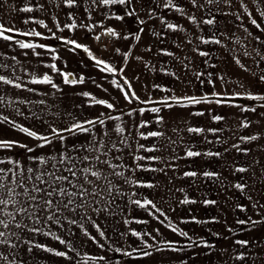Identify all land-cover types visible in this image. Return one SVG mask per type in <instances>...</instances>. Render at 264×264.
<instances>
[{
  "label": "snow or ice",
  "instance_id": "6c2138e0",
  "mask_svg": "<svg viewBox=\"0 0 264 264\" xmlns=\"http://www.w3.org/2000/svg\"><path fill=\"white\" fill-rule=\"evenodd\" d=\"M260 2L264 5V0H260ZM48 3L51 5L54 3V0H48ZM79 3L80 0H55L54 6L60 7L63 5L72 9ZM251 3L254 11H259V19L255 18L253 13L249 12L248 0H238L239 8L248 14L247 18L251 21V24L264 32V8L256 9L257 0H251ZM83 4V10L87 14L89 21L92 18L93 8H107L108 10L104 12L105 19L114 18L116 21H123L125 17L133 18L138 26V31L133 33L127 28L118 30L114 26L105 25L103 20L95 21V24L102 25L99 31L95 30V24L91 22L81 24L80 27L91 31L95 39H100L102 34H106L110 37H120L123 35L124 39L132 36L134 40L139 41L141 39V33L144 32L143 25L146 20L153 18L159 20L162 29L180 32L186 31L183 23L173 22L166 18L165 15L159 14L156 8L150 4H145V0H83ZM232 4L233 0H186V3H180L177 0H166V2L157 0L158 7H163L185 17L187 21L200 29L201 34L196 39L201 44L220 45L225 50L229 48L227 41L240 42V37L235 36V34L229 35L226 31L218 35L213 28L209 29L211 34H204L200 26L202 24L208 26L215 25L216 17L210 14H201L198 18L194 13L201 10L210 13V10L214 8L216 12L228 15L232 12ZM220 5H224L225 7L222 8ZM10 7L12 11H22L25 13H32L34 10H46L43 3L27 2V0H25L19 9L15 5H10ZM145 8L146 16L141 17L140 12ZM189 9H191V12ZM66 15L70 22L61 24L57 15L55 13L52 14L55 28L60 33L64 29L74 30L77 27L75 12L68 10ZM236 18L241 19L239 15ZM23 23L24 25L38 24L40 27L47 29L48 35L46 36L45 32L37 30L34 26L25 28L16 26L15 21L11 24L0 22V41L4 43V47L7 49H12L13 51L19 49L20 52L18 54H22L25 57L31 56L37 58L36 62L48 70L37 69L31 65L26 67L17 60V55H10L8 51H2L0 52V56H4L9 62L0 63V85L23 89L41 96H56L57 93H62V85L54 81L51 73H55L57 77H62V83L65 85L84 83V73L81 72L77 76L58 66V52L50 43L46 42L49 38H56L60 41H65L68 45H72L73 47L69 49L72 52H75L77 49H83L87 56L92 61H95L97 68L102 69L103 72L113 74L111 84L119 91L120 97L98 98L91 91H80L76 95L89 98L84 100L83 104H87L89 107L99 105L103 106V108L97 109L98 114H89L80 117L70 111L63 113L52 112L51 115L53 117L59 118L63 116L67 120L66 123H57L55 120L44 118V116L49 115V112L44 108L39 110L44 113V116L37 115L36 112L32 111L33 105H46L47 100H28L19 94L15 95V100H13L12 96H6L3 91H0V107L5 106L6 102L8 106L15 109L18 116L25 117V120L29 118L36 120L42 126L36 128L0 112V124L9 125L11 129L28 138L0 137V149L4 150L0 152V264H30L36 250L52 254L56 257H62L68 261V264H71L68 250L76 252L77 255H79V252L75 248L73 240L65 238L64 234L59 231L62 228H67L70 233L77 230L75 228H69V225H78V231L86 237L82 243L86 244L88 240H91L98 247L104 248V243H101L97 236L81 220L87 217L91 226L99 233V237L106 236V233L100 230V226L96 220L92 219L89 212L100 214L105 211H110L108 205L115 203L113 193L115 192L118 195L123 194L120 184L113 183V181L118 178H124V183L129 185L155 186V181L142 180L131 175L126 177L124 170L128 169L129 165L124 162L123 157L126 154L129 155L130 159L134 162L133 167L135 169L161 172L164 171V168H158L155 164H145L140 161H162L165 157L153 154L142 155L140 152L126 153L125 148L131 147L129 137L132 136V133L128 132L123 122H120V116L125 115V113L121 112L116 116H112L109 115L107 110H115L118 104L122 103V106L127 109L126 114L128 116H136L139 113V123L133 124L136 135L139 137L160 138L165 136V132L163 131V126L166 123L165 109L169 111L177 108L187 109L189 116H204L207 113L211 121L221 122L226 121L228 118L214 107H199V105L227 106L236 109L240 113H244L246 111L255 112L256 105L242 103L236 98L264 102V90H255L251 85L245 87L244 82L240 79H234L232 76L226 75L223 71L217 73L211 71L202 72L192 68L188 57L181 59L180 56L167 47L158 48L157 51L166 56L174 57L185 69H191L195 82L201 87V91L198 94H181L177 93L175 88H171L164 83L153 82L151 88L158 90L161 94L154 96L152 92H148L147 99H143L135 90L134 85L125 72V68L128 66V61L132 54L131 46L126 51H122L120 47L114 49V52L120 54L122 57L124 67H121L118 64L114 65L110 63L109 59L95 55L88 44L80 42L75 38L58 34L57 31L48 28L45 19L29 14L24 17ZM240 28L248 32L244 24H240ZM13 33L18 35H13ZM248 34L251 35V32ZM152 35L165 36L167 33L165 31L153 30ZM20 37L25 38L22 39ZM185 39L187 43H192L191 37L186 36ZM255 40L260 41L261 37L257 35L255 36ZM173 43L177 44V47L183 46L178 41H173ZM101 47L107 48L108 46L101 44ZM40 49L44 50V52L39 51ZM150 49L151 45H148L147 50ZM192 50L200 56H210L208 51H205L199 46L193 45ZM237 52H239V49H237ZM253 52L255 56L259 57V59L253 57V63L259 68L258 72L251 71L239 55H232V60L239 69L245 72H251V75L257 77L259 83L264 85V68L259 67L264 63V52L256 48H253ZM45 53L52 57L51 61L41 59ZM250 55L247 50L243 51L244 57H249ZM135 59L143 61L142 56H136ZM143 63L144 67L148 68V62L143 61ZM203 63L208 65L209 60L205 59ZM17 66H19V70L22 73L26 74L25 76L17 75ZM211 66L215 67V64ZM159 71L175 77L177 80L181 79L178 73L170 67L162 66ZM117 73L121 76L122 82L117 81L115 75ZM133 78L139 79L138 76ZM25 79L30 81L32 85L49 86L51 92L42 91L37 87H29L28 84L23 82ZM93 83L95 84L96 82L93 81ZM184 83H191V81L185 80ZM218 84L219 88L217 87ZM229 85H233L231 90H229ZM205 86H208L206 90H204ZM98 87H102V85H98ZM104 91L107 92L108 89H104ZM222 97H227V99H222ZM157 100L160 101L159 104L155 103ZM133 101L140 102L148 107L133 108L131 107ZM19 104L27 105V111H22L18 106ZM83 104H76L74 107L84 111ZM260 106L264 107V103H261ZM48 107L51 108L52 106L49 105ZM147 112H151L152 116L148 117L146 115ZM261 115H264V113H261ZM153 123H155L158 130H140V126ZM185 123L187 122L185 121ZM251 123L253 121L244 117L236 126L238 128H246ZM110 125L112 126L110 127ZM172 130L174 132L177 131L176 128ZM186 130L188 133L195 134L205 132L215 134L223 132L225 129L220 127L205 128L203 125L197 126L189 123ZM262 135L264 133L261 132H254L252 135H242L236 143L231 144L229 147L238 153L248 154L251 149L249 147H240L241 142L255 141ZM203 140L208 143L212 142V138L207 135L203 137ZM214 140L217 144L226 142L222 140L220 135H215ZM168 143L175 144V141L169 139ZM136 148L148 152L166 150L164 145L155 141L147 146L137 142ZM260 148L264 150V145H261ZM18 149L22 151H17ZM228 151L229 148L223 149V153ZM202 155L221 157L222 151L186 146L183 152V156L188 158L200 157ZM167 158L169 160L178 159L174 155ZM253 163L258 164L260 161L253 160ZM165 167L175 168L177 166L167 164ZM261 167L264 170V165ZM232 169L234 173H246L248 166L234 163ZM180 175L192 178L198 176L204 178H219L220 173L208 169L202 171L199 169H189L180 173ZM232 186L242 193L247 190V185L243 182V177L236 180ZM179 191L184 193L180 200L181 204H194L198 202L195 197L187 194L184 188H180ZM105 197L108 198L107 202L104 200ZM248 199L251 200L252 198L249 196ZM200 202L204 205H214L217 203L214 199H203ZM133 203L140 208L150 205L151 207L148 209L149 215L161 224H165V221L168 219L163 209L148 197L137 199ZM252 207L256 210L258 218L253 219L251 216L247 219L238 218L236 220L237 225L247 224L249 227H255L258 224H264V214L260 213V209L264 208V204L258 205L254 202ZM235 208L245 211V205L243 203H236ZM191 211L189 209V212ZM161 216L164 217L163 220H161ZM131 219H136L138 223H148L147 220H139L137 217H131ZM180 219L184 223L191 221L196 224H203L208 221H219L220 218L218 216H210L201 219L197 215L191 214L182 216ZM123 222L127 225L129 224V219H125ZM165 226L186 238L184 240L186 248L191 249L202 245L208 251H211L215 246V241L210 242L202 236L190 235L189 231L176 227L171 221H168ZM227 230L229 233H233L234 231L242 229H233L231 226H227ZM153 232L159 234L160 228L156 227L152 231L141 232L134 227H129L125 233H121L124 236L131 233L134 237L140 239L146 249H151V251L141 250L131 245L127 248L114 246L111 250L122 253L124 256H132L135 254L138 257H149L154 252H162L165 250H180L176 246V241L161 239L158 243L163 247H157L156 244L150 243L144 237L149 236L155 241L156 236L152 234ZM213 235L220 236L221 233L215 232ZM39 237L51 238L64 247L58 248L47 242H42L38 239ZM234 243L241 246L242 249L235 252V260L239 261L240 264H244L246 257L255 258L258 255L256 252L251 251L256 241L240 238L236 239ZM260 244L264 247V241H261ZM244 246H247L248 250H243ZM195 254L193 253V255ZM25 255L29 258L28 261L23 258ZM259 255L264 256V253H260ZM83 258L86 260H96L98 257L90 256L88 252H84ZM99 259L103 260L104 257L100 256ZM36 264H47V260H37ZM159 264H165L163 258Z\"/></svg>",
  "mask_w": 264,
  "mask_h": 264
},
{
  "label": "rangeland",
  "instance_id": "374dc122",
  "mask_svg": "<svg viewBox=\"0 0 264 264\" xmlns=\"http://www.w3.org/2000/svg\"><path fill=\"white\" fill-rule=\"evenodd\" d=\"M25 0H0V22L5 24H11L15 21L16 26L18 27H29L34 26L39 31L45 32L46 36L48 35V31L46 28L40 27L38 24L34 25H24L23 20L26 15H35L41 19H45L48 28L53 31H57L58 34L63 35H77L82 38H92L89 35L83 36L84 32L90 33L91 31L85 30L80 27L83 23H93L95 21L91 18V21L88 20L87 14L84 12V4L83 0H80V3L77 6H74L72 9H69L67 6L61 5L60 7H55L54 3L49 4L48 0H27V2H39L45 5L44 11L34 10L32 13H25L22 11H12L10 5H15L17 9L21 8ZM111 7V6H110ZM264 8V5H262ZM68 10H72L75 12L77 19V27L74 30L64 29L62 33L59 32L55 28V22L52 20V14L55 13L57 18L61 24L69 23L70 20L66 15ZM108 9H103L105 12ZM92 11H96L93 10ZM81 17V18H80ZM105 25H111L116 28L120 26H125V21H116L114 18L105 19V16H102ZM259 16L257 15L256 18ZM94 18V17H93ZM95 19V18H94ZM245 19V18H244ZM248 20L245 19L243 23H246L248 26ZM136 23V22H135ZM137 25V24H136ZM246 26V27H247ZM98 27H102V25L95 24V30L98 31ZM138 27V26H137ZM248 30L251 28H247ZM217 34L219 35L223 31H228L229 29L223 28H215ZM237 28H232L230 31H237ZM259 31V30H258ZM261 31V30H260ZM262 32V31H261ZM13 35H18L13 33ZM263 38V46H264V32H262ZM149 36H146L148 38ZM25 38V37H20ZM94 38V37H93ZM119 40L121 38L118 37ZM159 37H157L158 39ZM255 39V37H250ZM41 39V38H36ZM54 40L56 38H49L48 40ZM154 36H151V41L153 42ZM48 40L46 42H48ZM58 43H60V49H68L73 47L72 45H68L65 41H60L56 39ZM95 40V38H94ZM101 42L100 44H109V39L107 36L102 35L100 39H96ZM257 42V40H256ZM248 48L252 47L250 44V40L247 42L242 40V44H232L231 46L235 49L241 48L243 46ZM66 46V48H65ZM70 46V47H68ZM0 48L8 51L10 55H17V60L21 62L25 61L23 59L22 54H18L20 52L19 49L13 51L12 49H7L4 47V43L0 41ZM80 50V49H77ZM236 53H228V58L224 60V58L217 59L216 57H223L222 51L219 54H214V63L215 67L213 68V72H225L226 75L232 76L234 79H240L244 82L245 87L251 85L255 90H264V85L260 84L257 77L251 75V72H245L239 69L234 61L232 60V55H239L241 59L248 65L251 71H259V68L253 63L252 58L254 57L253 52H249L251 55L249 57L243 56V51H235ZM264 52V50H263ZM185 54V52H183ZM219 55V56H218ZM221 55V56H220ZM203 56H200L202 58ZM29 59L35 60V57L28 56ZM23 59V60H21ZM256 59H259L256 58ZM2 63L9 62L7 58H3ZM30 61L28 62V66H30ZM199 65L201 64V60L199 61ZM34 68L41 69L40 67L33 66ZM260 68H264V63H262ZM43 70H46L43 68ZM17 75H24L20 70L19 66H17ZM10 74V72H9ZM141 86V84H140ZM208 86H205L204 90L207 89ZM219 88V84L217 85ZM229 90L233 88V85H229ZM239 90V89H237ZM0 91H3L6 96H12L13 100H15V92L16 89L11 86L0 85ZM25 98V97H23ZM222 99H227V97H222ZM239 99L242 103H250L256 105V111H246L244 113H240L234 108L226 107L227 110L222 109L221 106L218 105H210L214 107L217 111H219L222 115H225L231 121V123L240 121L247 117L249 120L253 121L246 128H238L235 125L231 127H226L228 124H224L226 121L221 122H213L210 120L208 114L206 113L204 116H199V124L203 125L205 128L207 127H220L224 128L223 132L218 133H200L199 140L197 143L193 142V147L198 149L209 148L212 151H222L221 157H209V156H200L188 158L183 156V152L185 148H178L179 154L182 151L181 159H178V163H166L159 161L158 164L156 161H147L142 160L141 163L146 161L145 164H155L158 168H164V171H153V170H142L138 172V169L135 170L133 167V163L127 161L126 156L123 157L124 162L129 165L128 169H125V176H135L142 180L155 181L154 187L148 186H136L129 185L124 183V178H118L113 181V183H119L123 194L113 193V198L115 200L114 204H109L108 207L110 211H105L103 213L97 214L95 212H89V215L92 219L96 220L97 224L100 226V230L106 233L105 237H99V233L95 228H93L87 219L84 217L81 222L84 223L87 227H89L90 231L97 236L101 243H104L105 247L100 248L97 244L93 243L91 240L88 242L82 243L86 239L81 232L78 231L77 226L69 225V228L77 229L75 232L70 233L67 228H62L59 231L64 234L65 238L73 240L74 246L79 252L77 255L76 252L69 251V259L71 264H159L160 260L163 258L165 264H240L239 261L235 260V252L240 251L241 246L236 245L234 241L236 239H249L250 241H256L253 244L251 251L256 252L258 255L255 258L246 257L244 260V264H264V256L259 255L260 253H264V247L261 246L260 242L264 241V224H258L255 227H249L247 224L245 225H237L236 220L238 218L247 219L251 216L253 219L258 218V214L256 210L252 207V204L255 202L258 205L264 204V170H262V165H264V150H261L260 146L264 145V135L258 137L255 141H242L240 147H249L251 151L248 154L238 153L234 149H231L229 146L237 142L240 136L242 135H252L254 132L264 133V107H261L260 104L264 102L257 101H247L244 98H236ZM137 102V101H133ZM132 103V104H133ZM22 111H27V109L23 106V104L18 105ZM199 107H204L200 105ZM0 112L5 115H9L11 118L16 119L18 121L25 122L26 124L32 125L36 128L42 127L36 120L31 118L25 120V117L18 116L15 109L11 106H8L5 102V106L0 107ZM44 116V115H42ZM45 119H50V116H44ZM207 122V123H206ZM140 129L143 130L142 127ZM228 129L233 133L230 137H226L224 132H227ZM126 134V133H125ZM207 135L212 138V142L208 143L203 140V137ZM215 135H220L222 140L226 141L223 144H217L214 140ZM0 137H16L21 139H28L23 134L13 130L9 125L0 124ZM141 141V140H140ZM143 143V142H141ZM224 148H229V151L223 153ZM3 149H0V152H3ZM22 151V150H17ZM146 151V150H145ZM136 152H139V149H136ZM148 154L153 155H162L163 151H153L148 152ZM115 155V153H113ZM164 157V156H163ZM168 159V158H167ZM169 160V159H168ZM177 160V159H176ZM175 160V161H176ZM253 160H259L260 163L254 164ZM118 163V161H117ZM130 163V164H129ZM213 163V164H212ZM234 163L245 164L248 166V171L246 173H234L232 169V165ZM173 164L177 167L175 168H166L165 165ZM189 169H199V170H214L220 173L219 178H204L198 176L196 178L192 177H184L180 175V173L187 171ZM135 170V171H134ZM255 173V175H253ZM243 177V182L247 185L246 192H241L240 190L235 189L232 185L236 180H239ZM180 188H184L185 192L190 196H193L198 201L197 203H189V204H181L180 200L182 199L184 193L179 191ZM252 199L249 200L248 197ZM143 197H148L153 200L163 211L167 214V220L171 221L176 227L183 228L186 231H189L190 235H199L208 241H215V246L211 251H208L204 246L199 245L196 248H186L184 245L185 237L179 235L178 232H173L171 229L167 228L165 224H161L154 217L150 216L148 213V209L151 207L150 205H146L144 208H140L136 206L133 201L137 199H142ZM107 197L104 198L105 202H107ZM203 199H214L217 201L214 205H204L202 202ZM236 203H243L245 205V211H241L235 208ZM189 209L192 211L189 212ZM154 211V210H153ZM260 213L264 214V208L260 209ZM191 214H195L201 219H205L210 216H218L219 221H208L203 224H196L195 222L189 221L188 223H184L180 218L182 216H188ZM157 215H159L157 213ZM131 217H137L139 220H147V224L138 223L136 219H131ZM129 219V224H124V220ZM164 217L161 216V220ZM227 226H231L233 229H242L234 231L233 233H229L227 230ZM129 227H134L137 230L144 231H152L153 228L159 227L160 233L157 234L153 232L152 234L156 236V240L153 241L151 237L145 236V239H148L150 243H154L157 247H163L158 242L161 239H167L169 241H176L177 248L179 251H170L165 250L162 252H154L149 257H138L135 254L132 256H124L122 253L115 252L111 250L114 246L127 248L129 245L135 248H139L141 250L151 251V249H146L141 243L140 239L134 237L131 233H128L126 236L121 235V233H125ZM220 232V236H215L213 233ZM74 238V239H73ZM42 242H47L53 246L58 248H63L64 246L59 245V242L52 240L51 238L39 237ZM243 250H248L247 246H244ZM88 252L90 256L98 257L96 260L84 259L83 253ZM193 253H196L193 255ZM103 256L104 259L100 260L99 257ZM26 261H28V257L25 255L23 257ZM37 260H47V264H68L62 257H56L52 254L42 252L40 250H36L34 256L30 262V264H36Z\"/></svg>",
  "mask_w": 264,
  "mask_h": 264
},
{
  "label": "crops",
  "instance_id": "0c3cea01",
  "mask_svg": "<svg viewBox=\"0 0 264 264\" xmlns=\"http://www.w3.org/2000/svg\"><path fill=\"white\" fill-rule=\"evenodd\" d=\"M161 2H166V0H161ZM177 2L186 3V0H177ZM145 4H150L151 6L156 8L159 14L165 15L166 18L172 20L173 22L183 23L185 25L186 31L180 32V31H171V30L162 29L160 27L159 20L157 18H153L151 20H146L145 24L143 25L144 32L141 33V39L139 41L134 40L132 36H129L127 39H124L123 35H121V38L119 40L118 37H110L106 34H102L104 36H107L109 39L108 41L109 44H106L108 46L107 48H102L100 44L101 42L97 41L96 39L94 40L92 32L90 33H87V31L84 32L86 33L83 35L84 37L86 35H89L92 37L88 39L82 38L80 35L79 36L73 35V34L69 36L67 35L70 38H75L80 42L88 44L89 48L92 49L95 55L109 59L110 63H113L114 65L118 64L121 67H124L122 57L120 56V54L115 53L114 49L116 47H120L122 51H126L128 47L131 46L132 54L128 61V66L125 68V72L127 76L129 77V79L131 80L132 84L134 85L135 90L138 92V94L143 99H147L148 92H152L154 96H159L161 94L158 90L151 88V84L153 82L164 83L171 88H175L176 92L181 93V94H198L201 91V87L195 82V78L192 75V70L185 69L183 65L178 60H176L174 57H169L163 53H159L157 51L158 48L167 47L171 49L173 52H175L178 56H180L181 59H183L184 57H188L190 63L192 64V68L198 69L202 72H206V71L213 72L214 67H212L211 65L214 63V57H216L214 56V54H219V52L222 51L223 57H216V58L219 60L221 59V61H222V58L226 60L229 57L228 53L232 54V53H236L235 51H237V49H235L231 45L232 44H242L243 39H244V42H247L249 39L250 44H252V47L248 48L242 45L243 47L238 48L239 51L242 52V51L247 50L248 52H253V48L260 49L262 52L264 50V46L262 43L263 42L262 32L260 31V29L255 28V26L251 24L250 20H248V26L246 23H243L245 19H248L247 18L248 14L244 13L243 9L239 8L238 0H233L232 12L231 14H228V15L216 12L214 8L210 10V13L204 12L203 10L194 13L198 16V18L201 16V14L203 15L210 14L216 17L215 25L208 26V25L202 24L200 26L203 29L204 34L206 35L211 34V32L209 31L210 28H213V29L223 28V29H229L228 31H226L229 33V35L235 34V36L240 37V42L227 41L229 45V48L227 50L223 49L220 45L201 44L199 40L196 39V37L201 34L200 29H198L191 22L187 21L185 17H182L181 15L174 13L172 11H169L168 9H165L163 7H158L157 0H145ZM248 4H249V12L253 13L255 18L257 15L259 16V11H254L251 0H248ZM220 6L222 8L225 7L224 5H220ZM262 8L263 7H262L260 0H257L256 9H262ZM103 9H106V8H93V10H96V11H92V19L93 20L102 19L103 18L102 16H104V12L102 11ZM189 11L191 12V9H189ZM140 15L141 17L146 16V8L140 12ZM237 15H239L241 19H237L236 18ZM257 19H259V17ZM123 21H125L124 22L125 26H120L119 28H117L118 30L127 28L129 31H132L133 33L138 31V27L133 18L125 17ZM240 24H244L245 28L249 27L251 29H249L248 32H245L244 29L240 28ZM98 28H99L98 29L99 31L101 27H98ZM232 28H237L238 30L230 31V29ZM153 30L165 31L167 35L154 36V39L152 42L151 36H152ZM249 32H251V35L248 34ZM257 35L261 37L260 41L256 42L255 39L250 38V37H255ZM146 36H149V37L146 38ZM186 36H189L192 38L191 44L186 42V39H185ZM157 37L159 38L157 39ZM173 41H178L183 46L177 47V44H174ZM48 43H50L53 46V48L58 52V60H57L58 66L64 68L66 71L72 72L73 74L77 76L81 72L84 73L85 80H84V83L82 84L65 85L62 83V80H63L62 77H57L55 73H51L53 75L54 81L62 85V93H57L56 96H41L39 94H33L31 92H27L26 90H23V89H16V91H14L15 94H19L20 96L25 97V99H28V100L45 99L47 100L46 105H33L32 106V111L36 112L37 115H40V116L44 115V113L39 111L41 108H44L46 111L49 112V115H47L51 117L49 120H55L57 123H66L67 120L65 117L63 116L59 118L53 117L51 113L52 112L63 113V112L70 111L78 117L87 116L89 114H98L97 109H102L103 106L94 105L92 107H89L87 104H83V101L89 98L76 95V93L80 91H84V90L91 91L98 98H111L113 96L120 97L119 91L111 84V77L113 74L103 72L102 69L97 68L95 66V61H92L91 58L88 57L87 54L83 51V49L76 50L75 52H72L69 50L70 48H72L70 46H68L70 47L68 49L66 48V46H65L66 49H60L59 47L61 45L60 43L57 42L56 39L54 40L50 39L48 40ZM148 45H151L150 50H147ZM193 45L199 46L205 51H208L210 53V56L200 58V55L192 50ZM2 51H5V49L0 48V52ZM39 51L44 52V50L42 49H40ZM183 52H185V54ZM136 56H142L143 61L148 62V68L144 67L143 61L135 59ZM22 57L23 59H26L25 61L21 62V64H23L24 66L27 67L28 62L30 61L32 67L36 66L38 68L40 67L41 69L44 68L43 65H39L36 62L37 58H35V60H32L25 56H22ZM254 57L258 58L257 56H255V54H254ZM3 58L5 57L0 56V63H2L1 61H3ZM41 59H44L46 61H51L52 57L48 55L47 53H45L44 56L41 57ZM205 59L209 60L208 65H205L203 63ZM200 60H201V64H204L203 66L199 65ZM162 66L170 67L173 70H175L178 73V75L181 77V79L177 80L175 77H172L170 75H166L160 72L159 69ZM25 75L26 74L22 76H25ZM115 75H116L117 81L122 82L121 76L118 73ZM137 76L139 77V79L133 78ZM185 80H189L191 81V83L185 84L184 83ZM93 81H95L96 83L94 84ZM23 82L28 84L29 87H37L41 89L42 91L51 92V89L49 86L32 85L30 81H28L27 79H25ZM98 85H102V87H98ZM104 89H108V91L105 92ZM155 103L159 104L160 101L157 100L155 101ZM76 104H83L84 111H81L80 109L75 108L74 106ZM49 105H51L52 107L49 108L48 107ZM201 105L204 107L210 106V105H204V104H201ZM23 106L26 109L28 107L27 105H23ZM131 107L147 108L148 106L140 102H134L131 105ZM222 109L223 111L227 110L226 107H222ZM107 111L109 112V115H112V116H116L121 112L125 113V115L120 116V122H123L126 128L128 129V132L132 133V136L129 137V143L131 147L125 148L126 153H135L137 149L136 148L137 142L139 143L143 142V144L147 146L153 141H155L166 147V150L163 151L162 155H160V156L165 157V159L162 160V163L163 162H165V164L166 163H176V162L178 163L179 161L178 159H181L182 151H180V154H179L178 150L176 149L185 148L186 146L193 147L194 145L193 142L195 141L197 143V141L199 140V134L188 133L186 130L189 123L200 126L199 116H189L187 109L177 108L171 111L167 109L164 110V114L166 117V123L163 126V131L165 132V136L160 137V138L139 137L138 135H136L135 129L133 128V124L139 123V120H138L139 113H137L136 116H128L126 114L127 109L122 106V103L118 104L117 109L107 110ZM146 115L148 117H151L152 113L147 112ZM185 121L187 123H185ZM224 124H228L227 127H231L232 125L237 124V122L232 124L229 119V115H228L227 122H224ZM111 126L112 125H110V127ZM140 127H142L143 130L145 131L158 130L155 123L149 124L146 126H140ZM173 128H176L177 131L174 132L172 130ZM224 134H226V137L228 138L233 133L230 131V129H228V131L224 132ZM125 135H127V133ZM169 139H171L172 141H175V144H169L168 143ZM139 152L142 155H147L146 154L147 152L145 150L139 149ZM172 155L178 157V159L176 161L168 160L167 157L172 156ZM124 156H126L128 162L134 163L130 159L129 155L126 154ZM156 162L158 164L160 163L159 161H156ZM143 163H146V161H144ZM139 171L140 169H138V172Z\"/></svg>",
  "mask_w": 264,
  "mask_h": 264
}]
</instances>
